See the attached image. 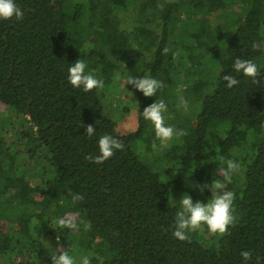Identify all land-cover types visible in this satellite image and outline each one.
<instances>
[{
    "label": "trees",
    "instance_id": "16d2710c",
    "mask_svg": "<svg viewBox=\"0 0 264 264\" xmlns=\"http://www.w3.org/2000/svg\"><path fill=\"white\" fill-rule=\"evenodd\" d=\"M15 3L23 19L0 20V264H51L57 249H68L77 264L84 255L91 264H244L245 250L248 264H264V51L253 48L264 45V0ZM171 39L184 54L205 49L211 60L198 55L190 68L171 69L163 51ZM236 58L257 64L256 82L233 71ZM77 59L106 83L123 73L162 82L144 96L136 129L117 130L122 115L108 110L113 95L103 105L98 89L70 85L67 70ZM225 74L239 84L227 88ZM166 94L188 97L191 126L160 150L142 112L163 100L165 123L182 129L183 114ZM105 134L124 150L99 165L86 160L99 154ZM228 159L241 166L225 189L236 194L234 224L223 236L205 226L188 241L175 239L182 195L194 203L211 198L189 182L226 183ZM70 193L83 200L73 203ZM69 213H78L77 230L57 224Z\"/></svg>",
    "mask_w": 264,
    "mask_h": 264
},
{
    "label": "clouds",
    "instance_id": "9594fccd",
    "mask_svg": "<svg viewBox=\"0 0 264 264\" xmlns=\"http://www.w3.org/2000/svg\"><path fill=\"white\" fill-rule=\"evenodd\" d=\"M24 17L23 10L18 7L15 0H0V20L21 21ZM253 48L264 51V45L254 44ZM164 53L167 54L169 49L165 48ZM174 55H179V52ZM86 62L83 59H77L70 64L67 70V80L74 88H82L84 92H90L93 89H103L105 87L104 81L98 79L93 71L86 72ZM232 69L234 72L242 74L247 78H251L256 82L259 75V68L257 64L251 60H243L236 58L233 62ZM115 79L119 80L117 75ZM223 81L226 82L227 88H232L239 84V80L231 75L225 74L222 76ZM125 85H131L135 90L141 92L145 97H153L157 90L163 87L161 81L151 77L150 75H143L141 77L129 76L125 79ZM179 107L184 111H188L189 102L183 97H179ZM167 105L163 100L154 101L143 109V118L149 121L154 128L155 136L161 142H167L174 136H186L188 133L184 129H175L173 126L165 123V112ZM96 128L92 125L85 126V135L88 137L94 136ZM98 155H87L85 159L95 164H102L108 159L112 158L116 151H123L124 144L122 141L114 138L111 135L105 134L99 137L98 141ZM226 167L221 169L223 180L211 181L210 183L189 182V187L193 190L203 194L205 190L211 192V198L207 203L200 201L193 202L191 196L187 193L183 194L179 200L180 210L175 214V221L173 225L172 236L179 241H188L190 233L201 230L206 226L207 231L211 235L223 236L228 231V227L235 222L233 215L234 200L236 194L233 191L225 190L226 184L232 182L233 175L240 170V164L232 159L223 161ZM71 194V193H70ZM73 203L83 200V196L79 193L71 194ZM81 221L78 219V213H69L61 217L57 224L63 229L77 230ZM90 226V225H89ZM244 264H248L252 260L251 251L245 250L240 253ZM51 264H77L76 259L69 254L68 249H57L56 253L51 255ZM79 264H91V259L88 255L80 258ZM259 264V258H257Z\"/></svg>",
    "mask_w": 264,
    "mask_h": 264
},
{
    "label": "rangeland",
    "instance_id": "374dc122",
    "mask_svg": "<svg viewBox=\"0 0 264 264\" xmlns=\"http://www.w3.org/2000/svg\"><path fill=\"white\" fill-rule=\"evenodd\" d=\"M161 27L162 26L160 25L159 26V33L161 31ZM178 40L180 41V38H178ZM110 43L112 44V40L110 41ZM168 44H169V42L167 43V45ZM168 49H169V51H168V53L166 55H164V58H165V63H167L168 65H169V63H171V66H170L171 69L180 68L181 62L183 63L182 67L183 66L184 67L188 66L190 68L191 64L193 62H195V64L197 63V56L198 55L199 56L205 55L204 56V63L205 64L208 63L211 60V58H210L211 55L208 54V51H206L205 49L199 51L197 53V55H196V53L192 54L191 56L187 55V54H184L183 51H182V48L180 47L179 44L177 45L175 43L174 39L170 40V44L168 45ZM104 51L106 53V46H104ZM177 52H179V55H174ZM199 53H202V54H199ZM145 54L148 57L147 52ZM152 59L153 58H149V60H152ZM140 60H141V65H143L144 61L148 62V59L145 58L144 56ZM189 68H186V70L189 69ZM127 77H128L127 74L123 73V74H121L119 80H116V81L113 80V82H112V79H110V80L107 81V83L104 82L105 87L103 89L97 88L98 91H99L100 99H101V102H102L103 105H104L103 98H105V101H109V99L112 98V95H113V100H111V102H110V104L108 106V110L110 111L111 115L113 113V116L115 118L118 117L119 115H122L121 119L118 120V122L116 123L117 124L116 125L117 126V130L119 132H128V131L136 129L137 123H138V120H137V109L140 106V104H141V102H142V100L144 98V95L141 92L135 90L131 85H125V87H124V82H125V79ZM135 77H139V76L138 75H134V78ZM186 78H188V77L181 73V78L180 79H186ZM114 87H115V89H114ZM182 87H184V85H181V88ZM181 96H183L189 102L188 111H184L183 108L179 107V97H181ZM166 99H167V101H169V104L175 106L174 108H176L180 113L183 114L181 116V119H180L179 122L181 123V126H183L182 129L187 130L191 126L190 107L192 108V106H193L192 103L190 104V101H189L188 97L186 95H184V94H176V95H172V96H169V94H166ZM125 108L127 110H124ZM1 110H3V109L1 108ZM191 120L193 122V118ZM151 129L152 130L150 132H152V135H154L155 132H154L153 125H152ZM169 146H170V140L167 141V142L159 141L158 146H156V147H157V149L159 148L160 150H165V149H168ZM38 167L39 166H37V165L34 166L32 164V166L29 167V170L34 172L35 169L38 168ZM165 168H167V167H165ZM37 176L39 177V174H37ZM163 178H166V177H163ZM37 180H38V178H37ZM37 180H35V181L39 183L40 180L39 181H37ZM167 195H168L169 199L170 198L172 199L170 191L167 192Z\"/></svg>",
    "mask_w": 264,
    "mask_h": 264
}]
</instances>
